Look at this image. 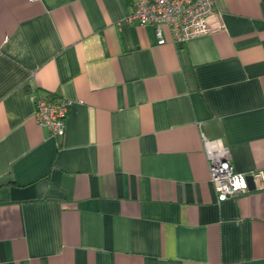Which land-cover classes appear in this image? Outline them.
<instances>
[{
  "label": "crops",
  "instance_id": "obj_1",
  "mask_svg": "<svg viewBox=\"0 0 264 264\" xmlns=\"http://www.w3.org/2000/svg\"><path fill=\"white\" fill-rule=\"evenodd\" d=\"M214 1L158 44L130 0H0V264H264V185L219 199L202 139L264 171V0Z\"/></svg>",
  "mask_w": 264,
  "mask_h": 264
},
{
  "label": "built area",
  "instance_id": "obj_2",
  "mask_svg": "<svg viewBox=\"0 0 264 264\" xmlns=\"http://www.w3.org/2000/svg\"><path fill=\"white\" fill-rule=\"evenodd\" d=\"M131 10L125 17L128 23L152 24L158 44L166 26L170 40L182 44L189 38L210 32L211 19L217 15L214 0H130ZM222 26L218 24L217 27ZM71 101L64 97L36 96L33 117L37 124L56 137H62ZM209 177L218 198L235 196L248 190L246 173L236 171L231 163L229 148L220 138L202 136Z\"/></svg>",
  "mask_w": 264,
  "mask_h": 264
},
{
  "label": "water",
  "instance_id": "obj_3",
  "mask_svg": "<svg viewBox=\"0 0 264 264\" xmlns=\"http://www.w3.org/2000/svg\"><path fill=\"white\" fill-rule=\"evenodd\" d=\"M264 171L263 172H254L246 175L247 187L248 189L255 188L257 186L264 185L263 182Z\"/></svg>",
  "mask_w": 264,
  "mask_h": 264
}]
</instances>
